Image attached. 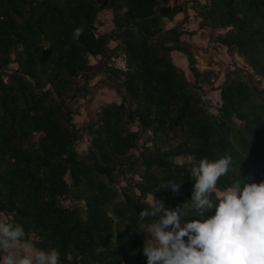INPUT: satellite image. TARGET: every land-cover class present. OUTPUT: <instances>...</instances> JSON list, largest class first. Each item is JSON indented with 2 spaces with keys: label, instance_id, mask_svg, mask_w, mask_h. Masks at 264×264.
Masks as SVG:
<instances>
[{
  "label": "trees",
  "instance_id": "1",
  "mask_svg": "<svg viewBox=\"0 0 264 264\" xmlns=\"http://www.w3.org/2000/svg\"><path fill=\"white\" fill-rule=\"evenodd\" d=\"M169 1L0 0V216L59 250L60 264H147L139 213L154 199L171 210L190 200L202 158L231 156L240 170L217 192L264 181V0H194L201 28L223 30L219 46L246 64L226 73L216 111L204 99L214 73L182 43L190 33L164 22L188 15V0ZM103 11L110 33L99 32ZM112 43L126 71L104 62ZM103 66L118 100L80 128L78 105L92 103ZM182 181L178 193L167 185Z\"/></svg>",
  "mask_w": 264,
  "mask_h": 264
},
{
  "label": "clouds",
  "instance_id": "2",
  "mask_svg": "<svg viewBox=\"0 0 264 264\" xmlns=\"http://www.w3.org/2000/svg\"><path fill=\"white\" fill-rule=\"evenodd\" d=\"M83 33V26L76 27L72 39ZM229 172L241 175L231 156L202 158L189 170L195 179L190 203L171 210L154 199L139 213L147 264H264V181L238 178L217 192V182ZM183 183L167 185L178 193ZM59 258L55 248L35 247L22 224L0 220V264H60Z\"/></svg>",
  "mask_w": 264,
  "mask_h": 264
},
{
  "label": "rangeland",
  "instance_id": "3",
  "mask_svg": "<svg viewBox=\"0 0 264 264\" xmlns=\"http://www.w3.org/2000/svg\"><path fill=\"white\" fill-rule=\"evenodd\" d=\"M198 1H200V3L204 2V0ZM173 6L174 3L172 0L165 4V7ZM194 6H197L194 0H188V15L181 14L174 22H169L168 20L164 22L168 28L182 25V27L190 33L183 37L182 43L186 47L191 48L192 52L196 55L198 68L201 71H210L214 73V77L211 79L212 85L207 88L204 99L211 107V110L216 111L220 108V91H218V88L224 83L226 73L231 69H245L246 64L239 56L219 46L217 38L220 34L224 33L223 30L215 31L209 28H201V19L198 17ZM97 25L100 33H110L114 28L113 13L103 11ZM116 48L117 46L112 43L111 49L117 50ZM173 58L179 66L183 68L187 67L184 55L174 53ZM95 74L97 78L90 84L93 91L92 103L82 101L78 105L81 115L76 118V124L80 128L87 127L92 120L96 119L97 113L101 111L102 107L107 103L118 100L117 94L115 93V85L110 82L106 67L103 66L95 70ZM78 148L81 152L84 151L87 148V140ZM186 161L187 159H184L179 162ZM0 220H4V218L0 216Z\"/></svg>",
  "mask_w": 264,
  "mask_h": 264
},
{
  "label": "built area",
  "instance_id": "4",
  "mask_svg": "<svg viewBox=\"0 0 264 264\" xmlns=\"http://www.w3.org/2000/svg\"><path fill=\"white\" fill-rule=\"evenodd\" d=\"M128 58L125 52L120 51H112L107 58H105L104 62L107 64V67L118 70V71H126L128 68Z\"/></svg>",
  "mask_w": 264,
  "mask_h": 264
}]
</instances>
